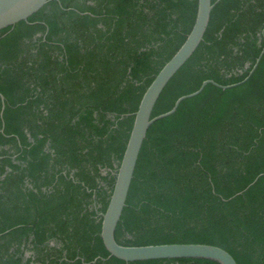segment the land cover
Segmentation results:
<instances>
[{"label": "trees", "instance_id": "obj_1", "mask_svg": "<svg viewBox=\"0 0 264 264\" xmlns=\"http://www.w3.org/2000/svg\"><path fill=\"white\" fill-rule=\"evenodd\" d=\"M212 2L153 117L207 80L243 82L259 58L264 0ZM197 11L198 0H53L0 32V264H220L126 263L101 238L135 113ZM263 174L264 55L245 83L208 85L149 128L116 241L213 245L264 264Z\"/></svg>", "mask_w": 264, "mask_h": 264}, {"label": "water", "instance_id": "obj_2", "mask_svg": "<svg viewBox=\"0 0 264 264\" xmlns=\"http://www.w3.org/2000/svg\"><path fill=\"white\" fill-rule=\"evenodd\" d=\"M51 1L53 0H0V32L22 21H27ZM214 6L215 4H213L212 0H198L197 16L191 32L180 49L160 70L151 85L147 88L135 113L133 127L117 170L108 207L106 212L101 214V238L105 248L111 256L126 263L169 259H209L220 264H237L231 254L218 246L206 244L125 246L119 244L115 238L116 229L127 206L128 195L149 128L156 121L173 115L184 100L198 96L208 85H214L222 90H227L245 83L254 73L264 55L263 47L249 76L243 82L223 86L212 80H207L203 82L196 92L179 98L169 112L153 117L155 106L163 91L203 42ZM0 97L4 101V97L2 95ZM261 176H264V174ZM257 180L258 178L255 182Z\"/></svg>", "mask_w": 264, "mask_h": 264}, {"label": "flooded vegetation", "instance_id": "obj_3", "mask_svg": "<svg viewBox=\"0 0 264 264\" xmlns=\"http://www.w3.org/2000/svg\"><path fill=\"white\" fill-rule=\"evenodd\" d=\"M264 33V32H263ZM38 37H41V34H38V35H36L35 36V38H38ZM0 95H2V94H0ZM3 96V95H2ZM4 97V96H3ZM0 99H1V102H2V110H1V113H0V115H1V117H3V113H4V110H5V97H4V101L2 100V98L0 97ZM4 129V128H3ZM3 129H2V131H3Z\"/></svg>", "mask_w": 264, "mask_h": 264}]
</instances>
